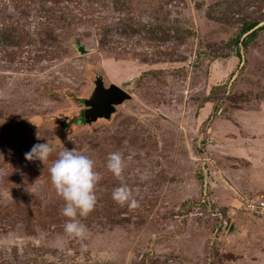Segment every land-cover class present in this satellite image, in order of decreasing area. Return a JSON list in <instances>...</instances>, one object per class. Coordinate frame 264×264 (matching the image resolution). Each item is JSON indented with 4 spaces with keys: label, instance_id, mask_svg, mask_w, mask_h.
<instances>
[{
    "label": "rangeland",
    "instance_id": "obj_1",
    "mask_svg": "<svg viewBox=\"0 0 264 264\" xmlns=\"http://www.w3.org/2000/svg\"><path fill=\"white\" fill-rule=\"evenodd\" d=\"M64 148L100 174L83 240ZM0 264H264V0H0Z\"/></svg>",
    "mask_w": 264,
    "mask_h": 264
},
{
    "label": "clouds",
    "instance_id": "obj_2",
    "mask_svg": "<svg viewBox=\"0 0 264 264\" xmlns=\"http://www.w3.org/2000/svg\"><path fill=\"white\" fill-rule=\"evenodd\" d=\"M53 147L45 143L34 144L24 154L26 160H39L41 163L48 160ZM123 158L120 152L109 153L106 168L115 177L121 178L123 172ZM50 181L56 194L64 201L60 210L66 217L63 225L64 232L73 238H86L87 228L79 217H86L96 205L95 186L100 174L94 170V161L87 155L64 148L48 169ZM112 199L118 205L127 203L129 208H136L138 202L132 198L127 185L121 184L112 192Z\"/></svg>",
    "mask_w": 264,
    "mask_h": 264
},
{
    "label": "water",
    "instance_id": "obj_3",
    "mask_svg": "<svg viewBox=\"0 0 264 264\" xmlns=\"http://www.w3.org/2000/svg\"><path fill=\"white\" fill-rule=\"evenodd\" d=\"M99 98L96 101L95 107L109 109L110 104L113 102L120 101L124 98H128V94L117 87L116 85H111L108 88H103L99 90ZM94 104V103H89Z\"/></svg>",
    "mask_w": 264,
    "mask_h": 264
},
{
    "label": "trees",
    "instance_id": "obj_4",
    "mask_svg": "<svg viewBox=\"0 0 264 264\" xmlns=\"http://www.w3.org/2000/svg\"><path fill=\"white\" fill-rule=\"evenodd\" d=\"M251 28H253V27H251Z\"/></svg>",
    "mask_w": 264,
    "mask_h": 264
}]
</instances>
